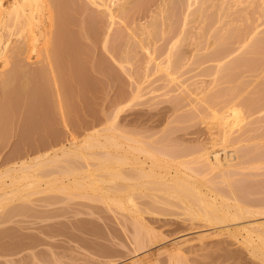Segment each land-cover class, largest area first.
I'll return each instance as SVG.
<instances>
[{"label":"rangeland","instance_id":"obj_1","mask_svg":"<svg viewBox=\"0 0 264 264\" xmlns=\"http://www.w3.org/2000/svg\"><path fill=\"white\" fill-rule=\"evenodd\" d=\"M160 1L158 0V2ZM186 1L171 0L172 3L170 5L172 6H167L169 7L167 8L166 4H169V1V3L165 4L163 8L164 10H159L155 17L152 18L151 10L155 9L157 0H131L132 3H130L131 5L129 4L130 8L129 10L127 9L126 14L124 13L123 15H121V19H116V24L113 25V29L109 33L111 35H108L110 37L107 38V40L109 41L108 44V42L105 43L104 41L105 35L107 33V24H109V21H107L108 17L99 13L93 6V4H90L89 0H48V8L50 10L49 13L50 15L52 14L54 23L53 34L55 39L53 50H55L56 52V54H54L52 58V61L59 69V73H57L56 78L59 81H63V86L61 87V92L63 94L60 96L58 95L53 85V79L49 75L46 77L40 76L38 79H30L28 88L26 90H22V74L18 69H16L15 74L13 73V83L9 85V88H7L9 90H7L8 92L11 91V94L8 93L9 97H6L7 95H5V92L3 93V91H5L2 84L3 79L0 81V111H9V113L8 111L4 112L5 114L8 113L7 115L9 118H6V115H4L5 121L3 119L4 122L2 121V124L0 125L1 166L3 164H6L5 166H7L8 162L9 164H11V162L13 163L14 160L15 162L16 160L19 161V159L17 158L22 159V157L27 158L33 155H37L40 152L39 148H42L41 145L44 146L46 142H51L50 139L52 140V138L54 137L51 134H54L55 137L58 135H62L59 137H65V139H63L65 140V143L68 142L71 130L73 134L75 133L76 136L82 138L87 134L90 125L94 121H101L106 114L108 115H106L105 118L108 117L109 119L110 116H112L111 118H114V115H116L114 114L115 109L117 111V114L119 113L116 119L121 126V129L130 134L131 137L134 136L136 139L138 138L139 141L146 144L149 148H156L161 154L162 151L167 149L165 144H167V146L169 145L170 148L168 149H171V152L179 146L180 148H178L180 150L177 151H181V153H183V156H181L180 153H176L178 154V157L182 158V160L176 156V153H174L175 150L172 153L170 152V154H172L173 156L175 155V162H177L176 159H179L178 161H183L184 159H188L189 157L191 159L193 157L196 158L195 156H193L195 154H192V151L195 150L193 151V153L197 151L198 153L196 152V155L198 156L201 152V149L199 151V148L202 146L205 147L204 142L206 144H209L210 140L208 139L211 138L210 135L208 136V126L205 125V122H203V120L205 119L204 117H202V111L207 107L206 105L212 104V106H216L217 104L215 105L214 103L220 102L218 98L222 95L217 93L218 90L221 92L226 91L227 93L223 92L224 96L225 94L227 96L230 93V91L228 93V90H224V87H226L227 89L230 88L229 90H231L232 88L233 90V86L237 85V82H233L234 84L232 83V85L231 81L236 77L235 73H239L237 75L239 77L237 78H239V84L241 85L237 86L238 91L240 90L242 94L238 92L237 88L235 87L234 90L236 91H231L233 92V95L231 94V96L233 97L229 96V94L227 98L225 96L222 97V99L226 98L229 100L231 97L230 100H235V102L241 104L242 106L245 105L243 107L245 114L248 110L247 113L250 116L246 120L248 124L246 122L243 129H251L248 130L250 131L249 134L246 131L247 138L250 136L251 139L248 138L247 141H244L246 142L245 144L244 142H241V145L244 144L246 146V149L248 148V146H252V148H248L249 153L246 149L245 150L247 152H245L244 150V152H242L245 158L248 157L247 159H245V161H248L244 162L243 164L245 167L243 169L244 172L242 170L241 174H239V172L233 177L230 176V178H233L234 180L236 178L237 180L235 181H239L238 184L237 182L234 183L236 184L234 189L239 190L240 184L241 186L244 184V186L242 187H245L246 190L242 188L239 190V192L244 189L246 193H241L247 194L249 201L251 200V202L254 203H252L253 206L255 204H257L256 206H259L258 204L261 205V203L264 205V165L262 164V162L264 163V93H261L262 90L264 92V61H262L263 57L260 56L262 57V60H256V62H253L252 59L254 57L256 59L260 58H258L257 55H261V52H253L249 46H247L245 43H242L246 39H248L247 41L250 42L251 38L256 35L257 37L255 36V38H259L260 41L262 40L261 44L264 45V30H262L260 26L259 30L258 27V25L262 23V28L264 29V10L262 11L264 0H262V3L260 0L258 2L256 0L257 3H254L255 0H252V3H250L251 5L249 6H247V4L251 2V0H239L238 2H244L240 3L241 5L238 2L236 3L240 6H236L234 0H229L230 3H227L228 0H223L224 8L226 6V3L228 6L227 9H229L230 7L234 8L228 10V14L231 11L230 14L232 16L229 15V18L226 19V21L228 20L227 22H229V20L233 18L230 21L232 22L231 26L229 23L226 24L225 21V23L222 22L223 20L220 21L221 19L219 18V14L215 15L216 17L218 16L217 20L219 19L218 21H220V24L217 23V25L219 24L218 26H215L216 24H213L214 26L212 25V27L210 26L211 28L209 29H212L214 33L208 29L209 26L205 29L202 28L203 31L205 30V32H198L199 34H201L200 38L199 36L197 37V35L199 34H197L196 30L199 29L200 24V21L198 22L197 20L201 17L195 19L197 22H194V18L191 17L192 23L188 21V26L190 27H188L186 24V21L188 19L185 20L186 15H193L192 13L194 12L195 8H198V4L197 6H191V9L190 7H188L189 4L186 5ZM231 3L235 7L231 6ZM214 7L212 8V10H210V12L215 11ZM236 11L237 13H235ZM212 12L211 16H213ZM223 12L221 11L223 19H225L226 15L228 14L226 13V10ZM232 12L234 13L232 14ZM213 14H215V12ZM209 15L210 13L206 16ZM215 16L212 17L213 20L210 17L206 20L204 18L205 16H202L204 18L202 19L205 22H208L209 20V23L211 19L213 21L211 22L214 23ZM148 22H151L153 28L151 26L150 27L151 29H154L155 32L153 31L152 34H147L149 38H146L144 35L145 33H142L139 28L142 23L149 24ZM201 24L206 26L208 23L206 24L204 22H201ZM221 24L223 27L229 24L228 27H225V29L227 28L229 30L222 29ZM223 24H225V26ZM202 25H200V27ZM186 26L188 28L186 30L190 31V34H187L189 32L185 31V33L184 30H182V28H186ZM229 26L231 28H229ZM215 27H217L216 30L218 29V27H221V31L223 30L222 33H225L226 31L231 32L232 30L235 32L236 30V34L234 33V35L232 33L234 35L233 36L230 33H227L226 35L222 34L221 31H219L221 33L220 34L218 33V30L220 29L217 30L218 34H215ZM131 28H133L135 31ZM202 29L200 28V30ZM206 29H208L209 31ZM132 30L134 31L132 32L133 34L137 33L136 38L139 37V39L141 40L144 39L145 42L149 44L150 48L154 49L153 51H155V54L157 51V54L160 55L161 58L163 57L162 62L165 59V64H167L168 60H170L171 64L169 62V65L177 68L178 65L181 67L180 64L184 63V67L181 68L183 69V72L179 70L180 68L172 70L171 67L172 71H180H176V79L174 81L171 80L168 75L164 76L165 73H163V77L161 71H158V74H154L155 76H148L154 70L153 67H151L152 70L149 69L150 67H146V70L149 69L151 70V72L147 71V73L149 74H146L145 72V75L144 71L146 70L144 66H147V62L145 61L147 60V54L144 52V50H142L141 42H139L138 40H134V36L136 34L132 36ZM184 33L185 36L186 34L190 36L185 38ZM229 34L230 36H228ZM255 38L252 39L254 40ZM104 43L106 45L108 44V46H106ZM253 43L255 42L253 41ZM171 44L173 45V48H171ZM240 44L242 47L244 46L243 44H245L244 47L249 48L250 52L247 53L249 50L247 49V51L246 48L244 49L243 47L242 50L240 49V52L242 54L239 55L237 48L241 47L239 46ZM263 45L262 47L264 49ZM60 46H62V48H60ZM169 48H171L170 50L174 54V56H181L179 58H181V61H183L182 63L180 62L179 64H175L176 62H178V59L177 61H175V63H173L174 61L172 60L177 58V56L175 58L172 57L173 54H170V50H168ZM234 50H237V52L233 54L232 51ZM255 52H258L257 55L255 54ZM168 54L171 56V58L170 56H168ZM236 56H238V58ZM244 56L246 58H244ZM223 57L227 58H225L224 61H221V58L224 59ZM122 58L128 59L125 60L124 63L126 65V68L125 66H123L124 68L120 66V61L122 60ZM161 58L159 59L161 60ZM250 58H252V62L249 60ZM188 59H190L189 61L193 59L194 61L191 62L193 64L190 63V65H187L189 64ZM219 59L220 61L218 62ZM233 59H237L235 61L236 64L238 60L239 62H241V69H239L240 71L236 70V68L239 66V63L235 65ZM242 59L248 60H246L245 62L246 67ZM224 62L228 63L229 65L233 62L232 66L226 67L235 70L230 71V69H226L223 66L224 64H226ZM257 62L263 67L260 66V70L258 68V71H253L251 69L252 67L250 63ZM248 63L250 64V68H247L249 67L247 66ZM217 65L218 67L220 66L219 69L222 70L225 68L227 72L226 70H220L221 72L219 73H222V75L218 76L217 79H219V82H217L216 79V83L214 79L219 73L215 75L213 73H215L214 69ZM233 65H235L236 67L233 68ZM15 66V60H12L7 68L14 69ZM186 66L189 68H187ZM191 68L192 70L190 71L189 69ZM219 69H217L216 67L215 70L219 71ZM133 71L135 73L133 74L135 78L133 77L132 80ZM184 71L185 73L187 72L185 74V78H183L184 76L182 74L184 73ZM224 72L228 73V75L225 76L223 74ZM230 72L233 76H231ZM178 73H181L182 75L180 74L179 76H177ZM193 74L197 75L192 76ZM223 75L228 78L230 85L228 84V81H226L227 79L225 78V80L224 77H222ZM142 76L144 79L142 78ZM146 76L150 77V79L153 81V84L150 83L152 81L149 78L148 79L150 80V82H147L148 80L145 79ZM180 76H182L181 79L178 78ZM159 77L163 79H160ZM165 77L166 80H170L172 82L170 83V81H166L164 79ZM197 78L198 82L202 80L201 78H203L201 82H205L203 84L204 87L206 85V87L209 88V85H211L209 90L207 88V91H205L206 94L204 95L205 97L207 96L206 99H204L203 95V99L205 100L204 103L206 104L205 108L203 107V102H198L199 104L197 103L196 105L195 100L193 101L190 95L189 99V92H187L188 90L184 88V84H187V82L189 81L192 82ZM138 79L143 80L141 82H138ZM184 79H187V82H185L184 84L181 82V84L183 85L178 87L176 83L180 82H176V80L183 81ZM188 79L190 80L188 81ZM204 79L208 82V84L206 81H204ZM223 79L227 83H225ZM44 80L47 83L46 87ZM134 80L136 82V85L137 82L143 83V88L146 87L148 83L150 84L149 87L147 86L146 89H143L146 90V92L149 90L150 94H148L149 92H147L148 95L146 94V97L144 98L142 96H145V91H142V93L144 92V94L140 96L142 100H139L138 96H136L137 99L132 98L134 97L133 91L136 88V85H133ZM235 80L236 79H234V81ZM41 81L43 84L41 83ZM165 81L167 84L165 83ZM72 82L74 85L71 84ZM174 82L176 83L174 84ZM220 82H224L223 85L220 84ZM144 83L146 86L144 85ZM163 83L166 84V87H163L164 90L163 88L161 89ZM168 83L170 84L168 85ZM172 83L176 85L175 87L182 89V91H180L179 89L176 90V88L172 86ZM193 83H195V81L192 82V85ZM226 84H228L229 87ZM41 85H44L43 88ZM220 85L222 90H220ZM35 86H37L36 90ZM182 86L184 87L181 88ZM189 86H191V83ZM132 87H134V89ZM152 87H156V91L158 90V88H160V90L156 92ZM166 88L170 92H168L169 94L165 95ZM151 89H153L155 95L152 94ZM172 89H175V91H172ZM184 89L186 90V92ZM213 89V93L219 95V97L212 98V101H214V99H217V102L211 101L212 103H209V95L207 94L209 91V94H211L210 97H212L213 93L211 91ZM160 92H164V94L162 95ZM181 92L182 94L183 92L186 93L183 94L184 98L187 96V99L190 100V103L192 102L194 105H196L195 107H199L198 110H200L201 118L198 117L200 115H194L199 114V111L194 107V105H191L188 101L182 100L183 97L181 95ZM234 92L235 94L238 92V98L240 97L238 100ZM157 93H160L161 96H159ZM214 94L213 96H216ZM156 95H158V98H149ZM170 99L172 100L169 101ZM152 100H154V102ZM252 100L254 102H252L253 104H250V101ZM238 101L244 103H240ZM256 101H259V104L256 105V103H258ZM179 102L181 104H179ZM59 103L63 104V110L69 114V116L67 115L68 118L66 121L61 114ZM5 104L7 109L5 107L2 108V106H5ZM118 106H122L120 107L122 108L120 112V108H116ZM180 114H182V116ZM192 114L194 115V117L192 116ZM179 115L181 116V118ZM117 122H115V125L117 124L116 128L119 126ZM92 129L93 127H91L90 131ZM118 131H120L121 133L124 132L120 129H118ZM125 132L123 134H125ZM127 133L125 135H127ZM50 135L53 137H51ZM140 145L143 144L140 143ZM209 145L211 146V144ZM209 145L206 147L211 150L212 148ZM257 145H260L259 149ZM173 146L175 148H173ZM254 146H256V150L255 148L253 149ZM242 149H244L243 146ZM169 150H165V152H169ZM253 150L255 152V155H257V159L253 157ZM33 151L35 152V154ZM154 152L157 153L155 150ZM28 153H31V156ZM167 154L165 153V155ZM170 154H168L166 157L164 155L163 157L161 154L159 157L162 159L165 158L166 160L169 157L168 160H171ZM258 154L262 155V161L260 160V157H258ZM158 155L159 153H157V156ZM141 156L144 158L143 155ZM252 158H255V164L250 162ZM257 160L261 163L259 164L258 162L257 164ZM4 165L2 167H5ZM195 165L196 163H194V166ZM197 166L199 165L197 164ZM211 175L212 173H210V176ZM210 176L208 173V177ZM216 176L220 175H217L216 173ZM205 177L207 180H209L207 175ZM221 177L223 179V176ZM213 178V181H215L216 179V185L218 184L219 187L221 186V189L223 188L228 190V188H226L227 183L224 185V182L222 181V184L219 185V183H216L218 180H220L219 177L215 178L214 175ZM233 179L231 181L232 183L234 181ZM46 192L44 191V193L40 192L32 194L30 196L31 202L29 201V203L22 202V200L18 202L22 203L18 204L14 200L13 202L17 205L10 201V205H12L13 203L12 207H7L9 203L6 206V208L10 210L14 208V206L15 208H18L21 205L20 209L21 207L25 208L22 209V211L18 208L19 211H13L12 214L8 211V209L5 208V210L7 211L4 212V208H0V210H3L4 212L0 213V264H110L121 263V261L123 262L129 260L132 257L140 256L143 255L142 253L145 254L147 252L149 254L155 252V257L151 258L155 260L158 257L160 258V262L158 261L160 264H167L169 262L167 261L169 260L167 258L168 256L165 255L167 253H163L156 257V254L158 255V253H156L158 251L157 248L160 249V247L162 246L160 244L163 243L164 245V241L179 240L181 238H192L202 232H209V227L204 226L201 222L185 219L183 215H180L178 212L174 213L165 205L159 204V207L161 208L159 214H149V212L145 214V212L144 216H146L145 221H147L145 223L146 225L148 224L147 227L155 231L153 232L156 234L153 235H156L157 238L161 237V239H159V242L161 243L157 244L156 242L155 247L154 245H152L150 249L151 253L148 251L150 246L149 248L142 250L138 249V251H136L137 245H135L136 243L132 242L133 238L131 240V236L133 237L132 232L134 231L132 229L133 226H131L132 224L131 222H129L130 217L126 218L128 216V213L126 214L125 212L124 215L126 217H124V215L119 216V213L121 211L119 212L118 210L119 213L117 214L115 212V214L112 211L114 207H112L111 209V207L108 205L106 206V203L104 204V202L102 203L99 200L95 201L89 198H85L79 196L77 193H75L76 196L74 194L72 195V197H70L71 195H68L67 193L61 191H55V193H51L50 191L48 193ZM140 194H138V200L141 202V204L143 206L149 205L151 197L143 195L140 197ZM262 206H260L261 208L256 207V210L264 211V206L263 209ZM263 214L261 216H257L262 217ZM124 218L128 220H125ZM124 224L125 229L123 227ZM218 238H215L216 240L213 239V242H209L210 240H208L207 243H205L207 245L203 244L204 247H202L201 245L198 246V244H196L197 247H193L192 250L190 248L185 249V251H183L185 252L183 255L184 257H180L183 260V262L181 261V264H257V262L259 261L263 263L261 259L258 260V257H255L251 253H249V250H246V247L244 248V245L242 246L240 242H235L236 240L233 241L234 239L232 240V238L230 237ZM145 250L147 252H145ZM152 256H154V253Z\"/></svg>","mask_w":264,"mask_h":264},{"label":"bare ground","instance_id":"obj_2","mask_svg":"<svg viewBox=\"0 0 264 264\" xmlns=\"http://www.w3.org/2000/svg\"><path fill=\"white\" fill-rule=\"evenodd\" d=\"M169 1H170V3H169ZM234 1H235L236 6H240L241 5L240 3H244L243 1L238 2L239 0H237V1L234 0ZM258 1L259 0H257V2ZM260 1H261V3L263 2L262 0H260ZM89 2H90V4H93V6L97 9V11L99 13L108 17L107 21H109V24H107V26H108L107 30H106L107 33L105 35L104 41H105V43L108 42V44H109V41L107 40V38L110 37L108 35H111L109 33L113 29V25L116 24V19L120 18V16L123 15L124 13L126 14V11H127V9L129 10L130 5H131L130 3H132V2H131V0H89ZM186 2H187L186 5L189 4L188 7H190V8H191V6H193V5L197 6V4H198V8L197 9L195 8L196 10L194 9L193 13L191 12L193 15L192 14H191L192 16L189 15L190 17L188 15H186V18H185V20L188 19L186 21V24L188 26V21L190 23H192L191 17L194 18V20L201 17L197 20L198 22L200 21L199 29L196 30L197 34H199L198 32L203 31V29H205L208 26H209L208 29L211 28L213 24H216L215 26H218L220 24L219 22L222 20H223L222 22L225 21L226 24L229 23L231 26L232 22H230V21L233 18H231V16H232L230 14L231 11L228 14V10H231L234 8L230 7L229 9H227V7H228L227 3H230L229 0L227 1L225 8L223 6V0H188ZM237 2L240 5L236 4ZM255 2H256V0L254 1V3ZM166 3H169V4H166ZM171 3H172L171 0H161L160 2H158V0H157L155 9L151 10L152 11L151 17L154 18L155 15L157 14V12L164 8L165 4H166V7L172 6V5H170ZM250 3H252V0H251V2H249L247 4V6L251 5ZM231 6L235 7L234 5H232V3H231ZM245 6H246V4H245ZM169 7H167V8H169ZM213 7H214L215 11H213V12L211 11L212 15L215 16V15L219 14V18L221 19L220 21H218L219 20V19L217 20L218 16L217 17L215 16L214 17V23H212L213 22L212 21L213 16H211V12H210V10H212ZM262 7L264 8L263 5H262ZM263 8H262V11L264 10ZM220 10L222 12L225 10L227 11L226 13L228 15H226V13H225V15H226V18L224 17L225 19H223V16H222V13ZM169 11H170V9H169ZM49 12H50V10L48 8V0H0V81L3 79L2 84H3V88L5 90V91H3V93L5 92V95H7L6 97H9L8 93L11 94L10 93L11 91L8 92L9 90L7 88H9V85H11L13 83L12 81L14 79V74H15L16 69H18L20 71V73L22 74V78H23L22 79V90H26L28 88L30 79H35V78L38 79L40 76L46 77L49 75L53 79V85H54L55 90L58 93V95L60 96L63 94L61 92V90H62L61 87L63 86V81H59L56 78L57 73H59V69L57 68L56 64L52 61V58H53L54 54H56V52H55V50H53V44H54V39H55L54 34H53L54 23H53L52 14L50 15ZM208 12L210 13V15L206 16L207 14H209ZM214 12H215V14H213ZM233 13L234 12H232V14ZM235 13H237V11ZM223 14H224V12H223ZM229 15H231L230 16L231 19L229 20V22H227L228 20L226 21V19L229 18ZM202 16L203 17L205 16L204 18L206 20H207V18L210 17L212 19V20L210 19V23H212V24L209 23V20H208V22L207 21L205 22L203 20L204 18ZM220 16H222V17H220ZM189 18H190V20H189ZM197 21L195 20L194 22H197ZM201 22H204L206 24L208 23V24L205 26V25H202L203 23L201 24ZM217 23H219V24L217 25ZM150 24H151V22L149 24H143L142 23L140 25V28H139V30H141L142 33H145L144 35L146 38H149L148 37L149 33L152 34L153 31L155 32L154 29H151L152 24L151 25ZM200 25H202V26L200 27ZM223 25L225 26V24H223ZM228 25H226L225 27H228ZM187 26H186V28H182V30H184V32L185 31L189 32L187 34H190V31L186 30V29H188ZM230 26H229V28H231ZM259 26L261 27L262 30H264L262 28V26H263L262 23L259 24L258 27ZM148 27H150V28H148ZM188 27H190V26H188ZM221 27H222V29H225V27H223L222 24H221ZM260 27H259V30H260ZM133 28H131V29H133ZM200 28L201 29L203 28V29L200 30ZM216 28L217 27H215V34L220 33L219 31H221V29L218 27V29H220V30L217 29L218 30V33H217ZM147 29H149V30H147ZM208 29H206V30H208ZM133 30L131 31L132 36H134V34H136L134 36L135 38L133 37L134 40H138L139 42H141L142 50H144V52L148 56V57L146 56L147 60H145L147 62L146 63L147 66L146 65L144 66L145 70H146V67L147 68L150 67L149 69H151V67H153V69L155 70V72L153 70L152 73L149 74V73H147V71L151 72L152 69L151 70L148 69V70L144 71V74L146 72V74H149L148 76H150V75L153 76L154 74H158V71H161L162 76H163V73H165L164 76L168 75L171 78V80L174 81L176 79V77H175L176 71L180 72L179 70H181L183 72V69H181V68L184 67L183 66L184 63L180 64L181 67L178 65L177 68H180L179 70L172 71L173 69H177V68L176 67L174 68V66L169 65V62L171 64V61L167 59L168 57L166 58L168 60L167 64H165V62H164L165 59L162 62L163 57L161 58V56L157 54V51L155 54V51H153L154 49H151L149 44L146 43L144 39L141 40V39H139V37L136 38L137 33L133 34L132 32L135 31V30L134 31ZM227 30H229V29H227ZM210 31H212L214 33V31L212 29ZM222 31H221V33H222ZM232 31L231 32L226 31L225 33L223 32L222 34H226V35H227V33H230L231 35H233L234 33L236 34V30H235V32L234 31L232 32ZM181 32H183V31H181ZM203 32H205V30ZM203 32H202V36H203ZM237 32H238V30H237ZM254 32H256V31H254ZM185 33H184V36H185ZM151 34H150V36H151ZM187 34H186L185 38L190 36ZM230 34L228 36H230ZM195 35H196V33H195ZM200 35L201 34L197 35V37L199 36V38H200ZM255 36L252 38H255ZM225 37H227V36H225ZM248 38H251V37H248ZM252 38H251L250 42L247 41L248 39H246L245 41H247V42L243 41L242 43H245L247 46H249L253 52L254 51H258L259 53L261 52V55H259V56L257 55L258 52L257 53L255 52V54L257 55L258 58L260 56H262L263 60H262V57H260L261 59L260 58L256 59L254 57L253 59L250 58L249 60L251 61V59H252L253 62L254 61L256 62V60L264 61V56H263L264 55V53H263L264 49L262 47L263 44H261L262 40L260 41L259 38L258 39L255 38L253 40ZM109 40H110V38H109ZM255 40L256 41L259 40V41L256 42ZM199 41H201V40H199ZM253 41L255 43H253ZM251 43H253V44H251ZM108 44L107 45L105 44V45L108 46ZM245 44H243V45L245 46ZM170 46H172L171 48H173L172 44ZM239 46H241V44ZM241 47H238L239 49L237 48L239 55L242 54L240 52V49L242 50L243 47L242 48ZM60 48H62V46H60ZM171 48H169L168 50H170ZM245 48L246 47H244V49ZM247 49L249 50V48H246V50ZM166 50H167V48H166ZM237 50L236 51L234 50L235 52L232 51V53L233 54L236 53ZM249 52H250V50L247 53H249ZM171 53L172 52L170 50V54ZM156 55H158L160 57H158ZM168 56H170V55L168 54ZM176 56L177 55L174 56V54L172 55V57H174V58ZM230 56H232V55H230ZM179 57H181V56H177V58H175L176 60L175 59L172 60V61H174L173 63H175V61H177V59H178V62H176L175 64H179L180 62L182 63L183 61H181V58H179ZM236 57L238 58V56H236ZM159 58H161V60ZM170 58H171V56H170ZM223 58L224 59L221 58V61L222 60L224 61L225 58H227V57H223ZM230 58H233V57H230ZM244 58H246V57L244 56ZM12 60H15L16 66L14 69H8L7 67L12 62ZM125 60H128V59L122 58V60L120 61L121 67L125 66V68H126V65L124 64ZM189 60L190 59H188L189 64H187V65H190V63L192 61H194L193 59L191 61H189ZM236 60L233 59L234 63ZM246 60L247 59L243 60L244 63L246 62ZM219 61H220V59L218 60V62ZM224 63H226V62H224ZM228 63H229V61H228ZM228 63L223 65L226 69L228 68L226 66L230 67L233 64V62L232 63L230 62L231 63L230 65ZM238 63H239V66L236 68V70L240 71L239 69H241V65H240L241 62H239V60H238L237 64ZM191 64H193V63H191ZM217 64H219V63H217ZM237 64L235 63V65H237ZM250 64L252 67L251 69L253 71L254 70L258 71V68L260 70L261 69L260 66H262V65H259L258 62L257 63H250ZM250 64L248 63L247 66H249ZM235 65H233V68L236 67ZM171 67H172V70H171ZM216 67H217V69L220 68V66L218 67V65ZM216 67H215V69H216ZM245 67H246V63H245ZM187 68H189V67H187ZM225 68L222 70L225 71L226 70ZM247 68H250V66ZM5 69H6V71L7 70L8 71L6 72ZM194 69H195V66H194ZM215 69H214L215 73H213L214 75L222 71L221 69H219V71L215 70ZM228 69H230V68H228ZM251 69H250V71H251ZM131 70H133V69H131ZM189 70L191 71L192 68ZM232 70H235V69H230V71H232ZM185 71H187V70H185ZM185 71H184V73H182L184 76L183 78H185V74L187 73V72L185 73ZM161 72H159V73H161ZM226 72H227V70H226ZM226 72L223 73L225 76L228 75V73H226ZM129 73H130V71H129ZM133 74H135L134 71L132 72V80L134 77ZM180 74L181 73H178L177 76H179ZM235 74H236L235 75L236 77L234 76L235 77L234 79H236L237 81L236 80L234 81V79L232 78L233 79L232 81L230 79L231 84L233 82L234 83L237 82L236 83L237 85H241V84H239L240 83L239 78H237V77H239V76H237L239 73H235ZM194 75H197V74H193L192 76H194ZM219 75H222V73L217 74V77L216 78L214 77L215 78L214 81L218 78ZM224 75L222 77H224V79L226 78L227 80L226 79L225 80L228 81V84L230 85L228 78L225 77ZM158 76H161V75H158ZM231 76H233L232 73H231ZM146 77H145V79L148 80L147 82H150V80H151L150 77H147V78ZM142 78H143V76H142ZM159 78L163 79L161 77H159ZM178 78L181 79L182 76H180ZM143 79H141V80L138 79V82H141ZM164 79L166 80V77ZM190 79H191V76H190ZM190 79H188V81ZM201 79L203 80V78H201ZM224 79H223V81H224ZM135 80H134V82H135ZM179 80L178 81L176 80V82H180V83L174 82V84L176 83L178 85V87H180L185 82H187L186 81L187 79L186 80L184 79L183 80L184 82L179 81ZM197 80H198V78L196 80H194L195 83H193V85H192V82H194V81H192V82L189 81L191 83V86H189L190 83L187 82V84H184L185 87L184 86L181 87V88L184 87V88H186V90H188L187 91V92H189L188 97L190 95V97H192V100L193 101L195 100L196 105L198 102L204 103V101H205L204 99H206V97H207V96L205 97L204 94H206L205 91H207L206 89L208 88V87H206V85H205V87L203 86V84L205 82H201L202 80L198 82ZM166 81H168V80H166ZM166 81H165V83H166ZM204 81H206V80L204 79ZM216 81L219 82V79H217ZM220 81H221V79H220ZM134 82H133V85H136V82H135V84H134ZM138 82H137V85L135 86L136 87L135 89H134V87H132L134 89V91H133L134 97H132V98L134 99V98H136V96H138V99L142 100L140 98V96L144 94V92L142 93V91H145V96L144 95L142 96L145 98L146 94H147V92H149V90L146 92V90H143V89L144 88L146 89L147 86L149 87L150 84L148 83V85L146 86L144 83V85L146 87L143 88L142 87L143 83H138ZM144 82H145V80H144ZM171 82L172 81H170V83ZM181 82L183 84H181ZM41 83H42V81H41ZM44 83H45V87H46L47 83L45 82V80H44ZM150 83L153 84V81ZM165 83H163L161 89L167 84V83L166 84ZM170 83H168V85ZM223 83L220 82V84H222V85H223ZM225 83H227V82H225ZM60 84H61V86H60ZM71 84H73V82ZM174 84L172 86L175 87L176 85H174ZM207 84H208V82H207ZM228 84H226V85L228 86ZM237 85H235L233 87L234 88L236 87L237 91H238ZM37 86H35V90L37 89ZM41 86L43 88L44 85H41ZM172 86H170V87H172ZM210 86L211 85H209V88H210ZM219 87H220V90H222L221 85ZM152 88L154 89V91H156L155 90L156 87L155 88L152 87ZM175 88H176V90L179 89L180 91H182V89H180V88H177V87H175ZM209 88H208V90H209ZM225 88L226 87H224V90H228V93L230 91V93H229L230 95L228 94L229 96H231V94L233 93L231 91H236V90H234V88H233V90H232V88H231V90H229L230 88H228V89L227 88L225 89ZM153 89H151L152 94L155 95ZM159 90H160V88H158L157 91H159ZM163 90H164V88H163ZM166 90H167V88H166ZM166 90H165V95L169 94L168 92H170L169 90H167V91ZM170 90H171V88H170ZM186 90H185V92H186ZM172 91H175V89L174 90L172 89ZM213 91H214V89L211 92L213 93ZM215 91H217V90H215ZM185 92H183V94H186ZM219 92H221V91L218 90L217 93L222 95V96L219 97V95H216L213 93L216 96H213V94H212V97H210L211 94H209V91H208L207 95H209V97H210V98L208 97V99L210 100L209 103H212L215 101L217 102V99H214V101H212L213 100L212 98H218L219 97L220 99H222V97L226 96V94H225V96L223 95L224 91L221 92L222 94ZM238 92H240V90ZM160 93L159 94L157 93V94L159 96H161ZM224 93H227V92L225 91ZM261 93H264L263 90ZM148 94H150V92ZM161 94L163 95L164 92H162ZM183 94L181 92L182 97L184 96ZM234 94H235V92H234ZM236 94H235V96H237V100H238L240 97L238 98L239 95L238 94L236 95ZM158 95H156L154 97H149V98H153V99L158 98L157 97ZM181 95H180V98H181ZM203 95H204V99H203ZM228 95L226 96V98L228 97ZM190 97H189V99H190ZM231 97H233V96H231ZM231 97H230V99H231ZM147 98H148V96H147ZM219 98H218V100L221 103L220 102L214 103L215 105L217 104L218 106L217 105L212 106V104H208V103H207L208 105H206L205 103L203 104L204 108L206 106L209 108V110H208V108L206 107L207 110H206V108L204 109L206 111H204L202 109L203 110L202 112L204 113V114L202 113V115H203L202 117H204V119H205V120H203V122H205V125L208 126L207 127L208 129L206 128L207 132H208V136L209 135L211 136V138L209 137L210 139H208V140H210L209 144H211V146L208 143L207 144L212 149L209 150L208 147H206L208 145L205 142H204L205 147L202 146V144H203L202 143L201 144L202 147L199 148L198 147L200 145L199 144L197 147L199 148V151L201 149V152L198 156L196 155L198 153L197 151H196L197 153L196 152L193 153V151H195V150H193V151L191 150L192 154H195L193 156L196 157V158H194L192 156L194 158V160H193V158L191 159L190 157L189 158L187 157L189 160L184 159L183 161H178L179 159L182 160V158L178 157L177 153H180L181 156H183L182 155L183 153H181V151L180 152L177 151V150H180L179 149L180 147L177 145L179 148L177 147L178 149L177 148L174 149L175 150L174 153L177 152L176 156L179 159H176L177 162H175V157H174L175 155L173 156L172 154H170L171 149L170 150L168 149L170 147H169V145L167 146V144H165V146L167 147V149H165V150H169V152L168 151L165 152V150H164V151H162L161 154H162V156L164 155L165 157L168 154H170L171 160H168L169 157L167 158V160L165 158H164L165 160L160 158L159 156L161 154L156 148H152V149L149 148L146 144L139 141L138 138L136 139L134 136L131 137L130 134L125 132L123 129H121V126L119 125V123L117 122V119H116L117 115H119V113L117 114V111L115 109L114 114H116V115H114V118H111L112 116H110V115H109L110 116L109 119H108V117L105 118V116L108 115V114H106L104 116V118H102L101 121H94L90 125V127L88 129L89 131L87 132V134L82 138L79 136H76L75 133L73 134L72 130L70 133V130H69L70 136L68 138V142L65 143V140H63V139H65V137L64 138L59 137L62 135H58L55 137L54 134H51L54 136L53 137L50 135L51 137H53L52 140L50 139L51 142L50 143L44 142L47 145H45V144H44V146L41 145L42 148H39L40 150L38 149L40 152L37 155L31 156L30 155L31 153L30 154L28 153L31 157H27V158L22 157V159L17 158V159H19V161L16 160V162H15V160H14L13 163L11 162V164H9V162H8L7 166H5L6 164L5 165L3 164L5 167H2L3 165L1 166V164H0V208H4V212L7 211V210H5L6 206L9 203V205L7 207H10V206L12 207L14 200L16 203H18L19 201H22V200H23L22 202H28L29 203L30 196L32 194L40 193V192L44 193V191L45 192L47 191L46 193H48L49 191L51 193L52 192L55 193V191H61V192L67 193L68 195H71L70 197H72V195L77 193L79 196L89 198V199H92L95 201L99 200L102 203L104 202V204L106 203V206L107 205L110 206L111 209H112V207H114L112 210L114 213L116 212L118 214L121 211L119 213L120 214L119 216L124 215L125 212H126V214L128 213V216L126 217L124 215V217H126V218L130 217L129 222H131V224H132L131 226H133L132 229L134 230L132 232L133 237L131 236V240L133 238L132 242L136 243L135 245H137V247H138L137 248L135 246L137 249L136 251H138V249L142 250V249L149 248V246H150L148 251L151 253V250H150L151 246L154 245V247H155L156 242H157V244H160L161 242H159V239H161V237L157 238L156 235H153V234H156V233H154L155 231L151 230V228L149 229L147 227L148 224L146 225V223H145L147 220L145 221L146 216H144V213L146 212L145 214H147V212H149V214L150 213L151 214H153V213L159 214L160 210H161V208L159 207V204H163L166 207H168L172 212H174V213L178 212L180 215H183V217L185 219H189L191 221H198V222H201L204 226L209 227V232L208 231L202 232L200 234H197V236H195V237L181 238L179 240H173V241L172 240L171 241L170 240L164 241V245H163V243L160 244V245H162L161 247L158 245L160 247V249L157 248L159 252L158 251L156 252V253H158V255L156 254V257L163 254V253L164 254L167 253V254H165L168 256V257L167 256L166 257L169 259V260H167V261H169L167 264H181V261L183 262L182 258L184 257L183 255L185 253L183 251H185V249L190 248L192 250V248L195 247L196 244H198V246L201 245L202 247H204L203 244L207 245L205 243H207L208 240H210L209 242H213L212 240L215 238H218V237H222V238L223 237L224 238L230 237V238H232V240L234 239L233 241L236 240L235 242H237V241L240 242L242 244V246L244 245V248L246 247L245 248L246 250L247 249L249 250V253H251L255 257H258V260L261 259V261L264 263V214H263L264 211L256 210L257 208H259L263 204L262 203H261V205L258 204L259 206H256L257 204H255L254 206H256L257 208L254 207L253 206L254 203L251 202V200L249 201L247 194H243V193H246L245 187H242V186H244V184L242 186L240 184L239 190L242 188L245 189V190L243 189L241 191L243 193H241V192H239V190L234 189L235 185H236L234 183L237 182V184H238L239 181H235V180H237L236 178H235V180L233 178H230V176L233 177V176H235V174L237 175L239 172H240L239 174H241L242 170L245 168L243 165L244 162L248 161V160L245 161V159H247L248 157L246 156L247 158H245L244 154L242 152L248 151V153H249L248 148H252V146H250V147L248 146V148L246 149V146L244 145L246 143L244 141H247L248 138L251 139L250 136L247 138V134H246L247 132L249 134L250 131H248V130H251V129L245 128L246 130H244L243 128L245 127V124L247 122L246 120H247V118H249L250 115H248V113H247L248 110L246 111V114H245V111L243 108L245 105L242 106L241 104L235 102V100H230V99L228 100V99L224 98L225 100L222 99L223 100L222 101ZM186 99H187V96L185 98L184 97L182 98L183 101H188L190 103V100L189 99L186 100ZM171 100L172 99H170L169 101H171ZM207 100H206V102H207ZM262 100H263V97H262ZM61 101H62V99H61ZM152 101L154 102V100H152ZM146 102H147V99H146ZM238 102L244 103L241 101H238ZM252 102H254V101L253 100L250 101V104ZM256 102H258V103H256V105L259 104V101H256ZM179 104H181V103L179 102ZM190 104L194 105L192 102ZM118 105H121V104H118ZM183 105H184V102H183ZM196 105H194V107ZM3 107H5L7 109L6 104H5V106H2V108ZM120 107H122V106H118L116 108L118 109ZM59 108L61 109V114L64 117V120L66 121L69 114L63 110V104L62 103H59ZM195 108H197V107H195ZM198 108H197V110H198ZM121 109L122 108L119 109V112ZM249 109H250V107H249ZM6 111H8V110H6ZM6 111H4V112H6ZM198 111H199V114H194L195 112L193 114L197 115V116L200 115L198 117L201 118L200 110H198ZM4 112L0 111V125L2 124L1 122L3 121V119L5 121L4 115H6V118H9L7 115L9 113V111L7 114H5ZM193 114H192V116L194 117ZM180 115L182 116V114H180ZM181 116H180V118H181ZM186 119H188V118H186ZM184 120H185V118H184ZM115 122H117L119 125L117 127L118 129L124 131L125 134L127 133V135H130V136L123 134L124 132L121 133L120 131H118V129L116 128L117 124L115 125ZM100 124H101V126H100ZM247 124H248V122H247ZM96 126H98V127L100 126V127L98 128ZM91 127H93V129L90 131ZM67 133H68V130H67ZM241 142L242 143L244 142V144L241 145ZM140 143H142L143 145H140ZM242 146L244 147V149H242ZM259 146L260 145H257L258 149H259ZM173 148H175V147L173 146ZM254 148L256 150V146H254L253 149ZM153 149L157 153H159L158 156H157V153H155ZM165 153L166 154L168 153V154L165 155ZM253 153H254L253 157H255L257 159V155H255L254 150H253ZM34 154H35V152H34ZM180 154H179V156H180ZM141 155H143L144 158ZM246 155H247V153H246ZM248 155H250V154H248ZM20 156H22V155H20ZM258 157H260V160H261V158H263L261 154H258ZM255 158H252L253 160L251 159L250 162L254 163ZM258 162L259 161L257 160V164H258ZM194 163H196L195 166H194ZM260 163L261 162H259V164ZM192 164L194 167L192 166ZM197 164L199 166H197ZM262 164L264 165L263 162H262ZM214 172H215V174H214ZM243 172H244V170H243ZM208 173H209V176H210V173H212L213 177L215 175V178L219 177V179L221 176H223V179L221 177L222 180L220 179V180H218L219 182L217 181L216 183H219V185L222 184V181L224 182V185L227 183L228 187L226 186V188H228V190L223 189V188L221 189L220 188L221 186L219 187L218 184L216 185L215 184L216 179H215V181H213L214 178L212 177V175L210 177H208ZM216 173H217V175H220V176H216ZM206 175H207L209 180L206 179V177H205ZM232 179L234 180L233 183L231 182ZM138 194H140L139 195L140 197L142 195L147 196V197H151L150 204L147 206H143L141 204V202L138 200L139 199ZM75 196H76V194H75ZM246 197L248 200L246 199ZM19 199H21V200H19ZM10 201L13 202L12 205H10ZM22 202H20L18 204H21ZM16 203H14V204L17 205ZM20 206L19 207L17 206V207L20 209ZM263 206H262V209H263ZM18 208H15V206H14V208H12L10 210L8 208H6V209H8V211L12 213L13 211L14 212L19 211ZM22 209H25V208L21 207L20 210L22 211ZM118 210H119V212H118ZM122 211H123V214H122ZM1 212L4 213L3 210L2 211L0 210V213ZM262 214H263V216L259 217ZM257 215H259V216H257ZM125 220H128V219H125ZM123 227L125 229V224ZM215 240H214V242H215ZM223 241H224V239H223ZM209 242H208V244H209ZM218 242H222V241H218ZM190 249H188V250H190ZM145 252H147V251L145 250ZM153 253H154V256H152ZM142 254L143 255L132 257L129 260H126L123 262L121 261V263H110V264H160L159 263L160 258L157 257L155 260H153L151 258V257H155V252H152V254H149L148 252L145 254L144 253H142ZM181 256H182V258H180ZM256 260H257V258H256ZM259 262H257V264H259ZM263 263L260 262V264H263Z\"/></svg>","mask_w":264,"mask_h":264}]
</instances>
